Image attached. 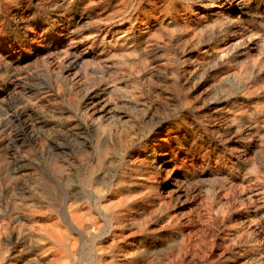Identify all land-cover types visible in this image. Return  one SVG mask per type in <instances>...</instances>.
<instances>
[{
	"label": "rangeland",
	"instance_id": "1",
	"mask_svg": "<svg viewBox=\"0 0 264 264\" xmlns=\"http://www.w3.org/2000/svg\"><path fill=\"white\" fill-rule=\"evenodd\" d=\"M68 203L83 261L264 264V0H0L5 243Z\"/></svg>",
	"mask_w": 264,
	"mask_h": 264
},
{
	"label": "bare ground",
	"instance_id": "2",
	"mask_svg": "<svg viewBox=\"0 0 264 264\" xmlns=\"http://www.w3.org/2000/svg\"><path fill=\"white\" fill-rule=\"evenodd\" d=\"M171 161V159H170ZM169 162V160L164 161V163ZM167 167V166H166ZM165 168V167H164ZM171 170V169H170ZM42 185V184H41ZM62 187V186H61ZM99 187V186H98ZM98 189V188H97ZM101 189V188H99ZM42 190V189H41ZM102 191V190H101ZM112 191V190H111ZM156 191V190H155ZM42 192V191H41ZM100 192V191H99ZM151 192V191H149ZM148 192V193H149ZM47 193V192H46ZM133 193V192H132ZM155 193V192H154ZM138 195V194H137ZM154 196V194H152ZM43 196H45L43 194ZM131 196V195H130ZM136 196V195H135ZM156 196V195H155ZM142 197V196H141ZM151 197V196H150ZM50 198V197H49ZM138 199V198H137ZM136 199V200H137ZM150 199V198H149ZM131 200V199H130ZM158 200V199H157ZM51 201H53L51 199ZM68 201V200H67ZM71 201V199H70ZM69 201V202H70ZM103 201V200H102ZM101 201V202H102ZM147 201V200H146ZM165 201V200H164ZM100 202V203H101ZM161 202V201H160ZM66 203V202H65ZM137 203L136 201H128L126 198L122 197H114L111 201H105L101 204L100 208L101 210L108 212L111 214V220L114 224L113 229H118L120 231L126 229L130 225L137 224L138 216H139V210L137 209ZM163 204V202H162ZM160 205V204H159ZM168 205V204H167ZM163 206V205H162ZM166 206V205H165ZM157 207V205H156ZM20 208V207H19ZM155 208V207H154ZM160 208V207H159ZM162 208V207H161ZM165 208V207H164ZM15 209V207L13 208ZM12 209V210H13ZM23 209V208H22ZM66 215L64 214V217L62 220L55 219L52 222L46 224L42 227L39 226V229L37 228L36 232L32 233V240H33V246L25 249H21L19 247V234L17 235L15 241L10 240V243H12V246L7 245L8 240V234H9V222L0 221V264H18V261L22 258H24L25 264H52L56 262L57 257L54 254L55 249L62 248L60 254L68 258V263L66 264H101L102 258L96 254L95 256H91L90 253H87L90 257V261H83L82 255L80 258H77L78 251L75 248L74 244L70 246V243L76 241V236L70 231L71 226H77L78 228H81V230H85V227L83 226L84 222H86L95 228H99V219L94 215H89L87 218H83L80 215H75V209L76 207L72 203H68L66 205ZM153 209V208H152ZM163 209V208H162ZM14 211V210H13ZM90 211V210H89ZM100 211V210H99ZM34 212V211H33ZM43 212V211H42ZM48 212V211H47ZM83 212V211H82ZM91 212V211H90ZM158 212V211H157ZM13 213V212H12ZM85 213V212H83ZM37 214V213H35ZM40 214V213H39ZM98 214V213H97ZM157 214V213H156ZM18 215V214H16ZM42 215V214H41ZM52 215V214H51ZM55 215V214H54ZM53 215V216H54ZM82 215V214H81ZM99 215V214H98ZM145 215V214H144ZM34 216V215H33ZM56 216V215H55ZM54 216V217H55ZM106 216V215H105ZM85 217V216H84ZM104 217V216H103ZM109 217V216H108ZM146 217V216H143ZM149 217V214H148ZM154 217V215H153ZM9 218V216H8ZM12 218V217H11ZM20 218V217H19ZM40 218V217H39ZM58 218V217H57ZM152 218V217H151ZM17 219V218H16ZM174 219V218H173ZM172 219V220H173ZM104 220V219H103ZM102 220V221H103ZM146 220V219H144ZM15 221V220H14ZM22 221V220H19ZM38 221V220H37ZM147 221V220H146ZM168 221V219L166 220ZM12 222V221H11ZM27 222V221H26ZM111 222V221H110ZM145 222V221H144ZM169 222V221H168ZM171 222V221H170ZM14 223V222H13ZM16 223V222H15ZM40 223V222H39ZM140 223V222H139ZM143 223V222H142ZM149 223V222H147ZM21 224V223H20ZM25 224V223H24ZM28 224V223H27ZM31 224V223H30ZM146 225V222L144 223ZM88 225V227H89ZM138 225V224H137ZM141 225V224H139ZM13 226V225H12ZM11 226V228H12ZM22 226V225H20ZM87 226V225H86ZM19 227V226H18ZM24 227V226H22ZM26 227V226H25ZM36 227V226H35ZM140 227V226H139ZM142 227V226H141ZM168 227V226H167ZM15 228V227H14ZM21 228V227H20ZM138 228V226H137ZM179 228V227H178ZM24 229V228H23ZM27 229V227H26ZM35 229V228H33ZM128 229V228H127ZM12 230V229H11ZM16 230V229H15ZM19 230V229H18ZM88 230V228H87ZM130 230V228H129ZM189 230V229H188ZM21 231V230H20ZM75 231V230H73ZM95 231V230H94ZM102 232V231H101ZM115 232V231H114ZM118 232V231H117ZM190 232V231H189ZM261 232V230H260ZM20 233V232H19ZM27 233V232H26ZM93 233V232H92ZM131 234V232H129ZM185 233V232H184ZM21 234V233H20ZM194 234V233H193ZM15 235V234H14ZM27 235V234H26ZM85 235V234H84ZM90 235V234H89ZM103 235V234H102ZM118 235V234H117ZM126 235V234H125ZM181 235V234H180ZM124 236V234H123ZM130 236V235H129ZM133 236V235H132ZM136 236V235H134ZM261 236V235H260ZM10 237V236H9ZM27 237V236H26ZM82 237V236H81ZM91 237V236H90ZM180 237V236H178ZM188 237V236H187ZM98 238V237H97ZM96 238V239H97ZM122 238V237H121ZM181 238V237H180ZM260 238V237H259ZM263 238V237H262ZM10 239V238H9ZM29 239V237H27ZM90 239V238H89ZM92 239V238H91ZM104 239V238H103ZM120 239V238H119ZM134 239V238H133ZM193 239V238H192ZM5 240L7 244L5 243ZM23 240V239H22ZM84 240V239H83ZM82 240V242H83ZM132 240V239H131ZM182 240V239H181ZM184 240V238H183ZM92 241V240H91ZM118 241V240H116ZM123 241V240H122ZM141 241V240H140ZM180 241V240H179ZM120 242V241H119ZM175 242V241H174ZM182 242V241H181ZM32 243V242H31ZM89 243V242H88ZM110 243V242H109ZM118 243V242H116ZM134 243V242H133ZM187 243V242H186ZM19 244V245H18ZM77 244V243H76ZM84 244V243H83ZM94 246V252H97L100 250V247H98L96 244V241L94 240L92 242ZM91 244V245H92ZM122 244V243H121ZM120 244V245H121ZM182 244V243H181ZM88 245V244H87ZM124 245V244H123ZM129 245V244H128ZM179 245V244H178ZM26 246V245H25ZM79 246V243H78ZM83 246V245H81ZM86 246V245H85ZM101 246V245H100ZM104 246V245H102ZM186 246V245H184ZM80 247V246H79ZM140 247V246H138ZM168 247V246H167ZM85 248V247H84ZM152 248V247H151ZM83 249V248H82ZM89 249V248H88ZM121 249V248H120ZM130 254V256L134 253V248L130 246V248H122ZM144 249V248H143ZM149 249V248H148ZM167 249V248H166ZM190 249V248H189ZM92 250V249H91ZM188 250V249H187ZM59 251V250H57ZM56 251V252H57ZM80 251V250H79ZM89 251V250H88ZM102 251V250H101ZM167 251V250H166ZM171 251V250H168ZM91 252V251H90ZM125 252V251H124ZM143 252V251H141ZM183 252V251H182ZM181 252V254H182ZM193 252V251H192ZM59 253V252H58ZM138 253V252H137ZM136 253V254H137ZM163 253V252H162ZM105 254V253H104ZM112 254V253H111ZM140 254V253H139ZM138 254V256H139ZM85 255V253H84ZM83 255V256H84ZM102 255V254H101ZM106 255V254H105ZM134 255V254H133ZM131 257H134V256ZM164 255V254H163ZM168 255V254H167ZM172 255V254H171ZM178 255V254H177ZM180 255V254H179ZM184 255V254H183ZM187 255H189L187 253ZM61 256V257H62ZM104 256V255H103ZM118 256V255H117ZM116 256V257H117ZM108 257V256H107ZM115 257V256H114ZM156 257V256H155ZM158 257V256H157ZM169 257V256H168ZM167 257V259H168ZM174 257V256H173ZM85 258V256H84ZM124 258V257H123ZM122 258V259H123ZM136 258V257H135ZM141 258V257H140ZM152 258V257H151ZM160 258V257H159ZM184 258V257H183ZM113 259V258H112ZM165 259V258H164ZM163 259V260H164ZM175 259V258H174ZM187 259V258H186ZM66 260V259H65ZM147 260V259H146ZM154 260V259H153ZM158 260V259H157ZM23 261V260H22ZM58 261V260H57ZM138 261V260H137ZM171 261V260H170ZM173 261V260H172ZM171 261V262H172ZM183 261V260H182ZM111 262V261H109ZM118 264H122V261H118ZM156 262V261H155ZM169 262V261H168ZM21 263V262H20ZM59 263V261H58ZM145 263V262H144ZM161 263V262H160ZM183 263V262H182ZM103 264V263H102ZM127 264V263H126ZM143 264V263H142ZM172 264V263H171Z\"/></svg>",
	"mask_w": 264,
	"mask_h": 264
}]
</instances>
